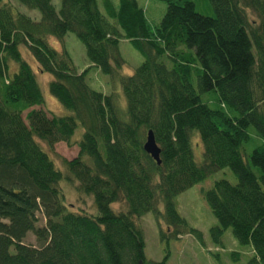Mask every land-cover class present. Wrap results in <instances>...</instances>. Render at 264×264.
<instances>
[{
    "label": "trees",
    "instance_id": "1",
    "mask_svg": "<svg viewBox=\"0 0 264 264\" xmlns=\"http://www.w3.org/2000/svg\"><path fill=\"white\" fill-rule=\"evenodd\" d=\"M159 1L164 12L150 26L136 0H102L105 15L96 0H60L57 10L50 0H15L36 9L38 20L0 0V264H164V257L144 256L136 218L151 211L164 221L161 238L189 233L202 243L174 196L222 166L235 181L217 178L201 190L217 221L211 239L220 242L229 226L250 246L241 264H264V0H208L212 15L197 12L193 0ZM66 32L110 76L123 63L120 39L139 52L140 64L118 78L123 115L112 94L87 85L86 69L77 72L64 48L48 44V36L61 40ZM19 46L51 75L49 93L71 114L36 108L41 92ZM9 62L16 64L11 73ZM77 122L78 150L62 159L63 173L38 140L69 144ZM148 128L159 163L142 148ZM193 129L200 161L192 154ZM68 173L95 212L65 203L58 181ZM119 200L124 209H112ZM28 231L36 245L23 241Z\"/></svg>",
    "mask_w": 264,
    "mask_h": 264
},
{
    "label": "rangeland",
    "instance_id": "2",
    "mask_svg": "<svg viewBox=\"0 0 264 264\" xmlns=\"http://www.w3.org/2000/svg\"><path fill=\"white\" fill-rule=\"evenodd\" d=\"M5 1L11 3L17 11L28 15L30 18L34 20L39 19V13L36 9H28L16 3L15 0ZM50 1L54 9L57 10L60 5V0ZM193 1L197 12L212 15L208 0ZM110 2L116 6L118 0H110ZM136 2L142 7L145 18L150 26L159 21L165 9V3L163 1L136 0ZM96 5L98 10L105 15L102 0H96ZM47 42L56 49L64 48L69 53L77 72L86 69L85 81L87 85L104 94H112L115 97L118 114H124L125 101L118 78L130 75L135 67L142 61L141 55L131 46L128 40L120 39L118 41L117 51L123 63L113 76L100 72L89 63L84 54L83 44L72 32H66L61 40L54 36H48ZM19 50L22 58L29 62L32 70H34V77L41 92L43 102L41 105L36 106V108H41L46 113H51L56 116L71 114L69 110L65 109L56 98L49 93L48 82L51 79V75L47 72H40L37 70L33 59L27 56L28 54L24 46H19ZM15 69L16 64L14 62H9V72L11 73ZM209 105L213 106L212 103H209ZM26 111L27 110L23 111L22 117H24ZM82 130L81 124L77 122L69 137V144L64 140H58L49 146L45 141L38 140L40 146L48 153L54 164L58 166L63 173L67 172V169L64 167L65 165L62 159L71 158L77 153L78 146L76 141L80 138ZM192 134L191 148L193 158L196 161H200L202 158L201 144L197 138L195 129H193ZM68 176L69 178L62 177L58 181L65 203H72L71 207L73 209L95 212L96 207L91 196L78 191L75 188V178L70 173H68ZM217 178H226L231 182L235 181V176L231 169L228 166H222L208 173L203 179L189 185L174 196L176 209L185 218L187 224L201 231L202 243L189 233H181L177 237H169L167 239L161 238L159 233L160 230L165 231L164 221L161 216H155L151 211H146L136 218V221L143 230V252L146 258L159 261L164 257V264H241L250 256V246L239 243L232 235L229 226L222 230L220 242H214L211 239L209 228L216 224L217 221L206 204L201 190L208 188L213 180ZM109 205L114 210L121 209V207L124 209V205L120 200L113 201ZM157 207L160 210L162 209L161 201L158 202ZM37 214L38 218L36 224H42L44 222V217L40 212ZM23 241L33 245L37 244L33 233L30 231L26 232ZM231 251L238 252V255L236 257H231Z\"/></svg>",
    "mask_w": 264,
    "mask_h": 264
},
{
    "label": "water",
    "instance_id": "3",
    "mask_svg": "<svg viewBox=\"0 0 264 264\" xmlns=\"http://www.w3.org/2000/svg\"><path fill=\"white\" fill-rule=\"evenodd\" d=\"M142 148L152 157L153 160H155L156 163H159V147L154 140L153 133L150 128H148L145 132Z\"/></svg>",
    "mask_w": 264,
    "mask_h": 264
}]
</instances>
